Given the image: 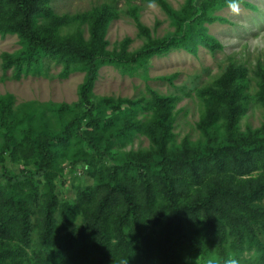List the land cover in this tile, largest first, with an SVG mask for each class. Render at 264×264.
Listing matches in <instances>:
<instances>
[{"label":"trees","instance_id":"1","mask_svg":"<svg viewBox=\"0 0 264 264\" xmlns=\"http://www.w3.org/2000/svg\"><path fill=\"white\" fill-rule=\"evenodd\" d=\"M154 1L175 25L174 33L150 39L131 53H114L106 48L108 8L93 17L89 41L82 43L79 37L58 35L50 0H0V34L17 36L21 45L17 55L5 57V72L13 70L17 79L46 77L50 65L56 64L62 67L61 78L75 71L84 73L74 105L26 102L17 109L11 95L0 96V138L11 153L24 145L35 165L33 173L0 175L7 184H0V264H264V125L259 138L235 134L248 108L249 85L241 66L230 63L215 89L207 92L209 106L198 124L206 136L223 120L225 138L193 151L170 145L177 97L147 87L148 98H94L103 67L131 76L146 72L153 57L175 50L190 54L197 53L199 46L211 54L222 50L207 25L225 22L215 13L231 0H186L177 12L161 0ZM136 26L147 33L138 21ZM255 97L264 107V79ZM146 114L151 121L142 130ZM63 118L68 122L59 131L48 128ZM80 127L91 132L87 144L93 148L92 138L97 142L106 138L101 157L106 150L132 143L139 133L150 141L149 150L109 167L107 182L94 192L93 218L104 220L107 210H117L113 223L117 242L111 249L109 240L97 239L95 229L93 242L85 231L67 233L74 207L65 201L59 209L49 175L57 153L63 154L73 130ZM38 180L44 182V199ZM78 196L80 201L88 198L85 191ZM145 228L152 232L150 236ZM195 228L205 230L203 241L193 236L182 240L184 232ZM131 231L142 248L127 238ZM34 233L32 260L19 262L16 257L26 255ZM251 250L255 255L242 259L243 252Z\"/></svg>","mask_w":264,"mask_h":264},{"label":"rangeland","instance_id":"2","mask_svg":"<svg viewBox=\"0 0 264 264\" xmlns=\"http://www.w3.org/2000/svg\"><path fill=\"white\" fill-rule=\"evenodd\" d=\"M172 12L180 11L186 0H161ZM239 3V12L233 13L229 6L216 11V16L225 22H214L207 25L208 33L222 45V50L211 54L199 46L197 53L190 54L184 50H175L163 57H153L146 72L134 75H123L113 67H103L93 93L94 98L111 96L137 100L148 98L147 87L161 95L177 97L174 108L175 126L174 143L176 150H195L215 140L226 136V125L220 120L205 136L198 126L208 109L209 90L216 87L221 74L230 63L241 66L244 80L249 85L247 95L248 108L236 126L235 134L243 138H259L263 136L264 107L257 101L255 92L264 79V0H243ZM49 8L52 18L56 21L57 33L60 37H79L82 43L89 41V26L95 15L103 8L110 11V21L107 24L105 40L107 51L131 53L140 49L150 39H162L174 33L175 25L161 6L154 0H50ZM51 17V16H50ZM47 24L51 19H46ZM136 21L147 30L142 34ZM21 50L19 39L15 35L0 34V96L9 94L13 97V107L19 108L22 103L36 102L48 104L74 105L78 101L77 88L81 84L84 73L75 71L67 78H61L62 67L51 64L46 77L26 76L15 78L13 70L4 71L6 56L17 55ZM174 76L171 82L167 77ZM142 114L139 115L141 117ZM146 121V122H145ZM151 118L143 119L142 130L147 129ZM68 119L52 122L48 128L56 133L65 126ZM145 122V123H144ZM75 127V126H73ZM85 128L73 130L71 140L63 154L57 153L49 169V175L54 183V191L58 199L59 209L67 201L74 207L73 221L67 233L85 231L91 237V230L97 231V239L109 240L110 249L116 244L114 220L116 209H109L104 220L92 217L95 208L94 192L108 180L109 167L132 157L137 151L149 150L150 141L145 134L139 133L132 143L124 148L106 150L103 157L99 151L105 148V139L95 142V148L87 144L91 132ZM86 135L84 138L83 136ZM187 145H183V143ZM5 140L0 138V175L3 173L15 175L20 172L35 171L32 152L24 145L17 146L11 153L5 146ZM173 147V148H174ZM186 147V148H184ZM258 175V171L254 172ZM0 184H7L0 176ZM39 192L44 199V182L38 180ZM87 192V199L80 201L79 193ZM39 217V215H38ZM61 219L57 220L58 229ZM184 232L182 240L193 236L197 241H203L205 230L195 228ZM67 233H61L65 235ZM145 234L152 232L145 228ZM247 233L243 232L244 238ZM84 235V232H82ZM25 249V256L16 257L19 262L32 260L34 241ZM127 238L136 246L138 239L134 231ZM139 252V250H137ZM254 250L243 252L242 259L254 256ZM116 263H118L116 261Z\"/></svg>","mask_w":264,"mask_h":264},{"label":"clouds","instance_id":"3","mask_svg":"<svg viewBox=\"0 0 264 264\" xmlns=\"http://www.w3.org/2000/svg\"><path fill=\"white\" fill-rule=\"evenodd\" d=\"M229 8L233 13H238L239 12L238 0H231V2L229 3Z\"/></svg>","mask_w":264,"mask_h":264}]
</instances>
